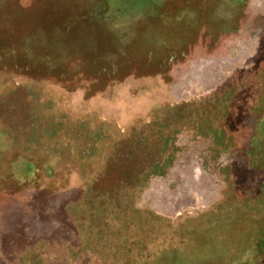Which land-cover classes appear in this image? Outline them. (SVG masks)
I'll return each mask as SVG.
<instances>
[{
  "label": "rangeland",
  "instance_id": "obj_1",
  "mask_svg": "<svg viewBox=\"0 0 264 264\" xmlns=\"http://www.w3.org/2000/svg\"><path fill=\"white\" fill-rule=\"evenodd\" d=\"M0 264H264V0H0Z\"/></svg>",
  "mask_w": 264,
  "mask_h": 264
}]
</instances>
